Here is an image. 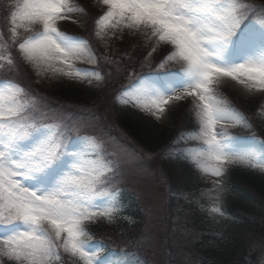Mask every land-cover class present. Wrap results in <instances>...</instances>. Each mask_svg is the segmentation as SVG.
I'll list each match as a JSON object with an SVG mask.
<instances>
[{"label": "rangeland", "instance_id": "rangeland-1", "mask_svg": "<svg viewBox=\"0 0 264 264\" xmlns=\"http://www.w3.org/2000/svg\"><path fill=\"white\" fill-rule=\"evenodd\" d=\"M186 1L31 0L18 22L10 19L17 39L42 30L37 39L21 46L25 60L19 69L29 96L75 111L68 116L51 108L49 114L77 123L99 140L76 137L73 149L66 154L71 162L49 183L46 179L57 168L53 164L63 152H55L59 143L51 140L56 126L42 128L22 145V133L13 119L21 108L17 102L20 89L8 83L0 86V264L11 258L20 264L56 263L60 261L59 246L83 264H117L111 255H105L86 227L97 221L99 225L114 224L121 215L119 194L102 186L111 169L143 207L144 223L139 231L144 244L140 251L155 264H197L183 250L191 233L184 209L189 206L187 201L179 204V223L166 219L167 199L177 196L167 188L166 170L160 168L165 163L163 156L151 157L135 150L108 110V87L116 82V87L124 85V75L141 72L156 62L163 71L180 68L185 62L188 69L164 79L160 74L144 77L120 94L118 103L122 111L146 126L171 135L180 107L193 111L197 129L186 130L174 143L183 142L194 163L203 186L195 198L209 217H225L220 208L225 196L232 193V169L248 168L264 177V147L260 140L242 133L243 116L236 110H240V99L264 95V47L255 44L264 41V34L250 28L244 38L236 39L240 20H222L224 7L230 11L226 4ZM157 19L165 22V32L158 41L155 30L145 25ZM93 25V35L87 37ZM74 33L79 38L72 37ZM242 49L245 53L237 56ZM97 53L107 57L99 76L95 71ZM161 53L165 55L159 58ZM121 55L124 58H118ZM105 78L107 88L100 89ZM59 84L81 85L88 90L98 87L96 102L80 104L82 109H95L93 115H78L72 101L53 97L52 91ZM261 102L264 114V98ZM241 126L243 129H236ZM166 235L170 236L167 246ZM188 243H193L192 236ZM255 261L248 258L246 263Z\"/></svg>", "mask_w": 264, "mask_h": 264}, {"label": "trees", "instance_id": "trees-1", "mask_svg": "<svg viewBox=\"0 0 264 264\" xmlns=\"http://www.w3.org/2000/svg\"><path fill=\"white\" fill-rule=\"evenodd\" d=\"M56 88L52 91L53 97L72 101L76 106L87 100H93L99 93L95 90L87 92L76 85L60 84ZM48 97L52 98L49 95ZM246 104L251 111L252 101ZM49 106L56 112L72 116L73 112L65 111L62 107L55 104ZM179 112L177 111L175 115L177 124ZM186 118V123L190 127L192 119ZM259 118L255 119V123L259 122L257 129L264 136V120ZM121 120L135 148L151 152L153 156L159 154L165 156L164 164L169 183L167 188L171 194L177 196L167 199L166 219L179 223L178 220L181 221L178 218L179 204L185 202L181 196L183 193L192 192L197 185L192 168L187 160L180 157L173 158V154L167 151L171 140V134L168 131L158 133L142 121L127 114L122 115ZM230 181L233 195L227 197L222 203L226 214L225 219L209 221L204 218L202 210L189 202H186L189 205L187 209L183 207L187 211L191 228L190 241L186 242L183 250L187 251L186 253L191 255L197 264H247L248 258L254 257L257 261L261 255L264 244V178L259 174L237 171L231 175ZM123 199L124 212L127 216L134 218L133 223L121 220L117 225L110 227L97 223L90 229L97 238L111 248L124 251V254L118 253L126 258L127 264H155L153 259L140 251L141 245L144 244L143 232L139 231L144 223L143 207L132 194L124 193ZM230 216L233 218L231 219ZM187 236H189L188 233ZM191 236L193 243H188L191 242ZM168 238H170L169 235L164 238L166 246ZM166 249L167 252H171L170 248ZM258 253L260 254L256 258ZM65 264L76 263L68 260Z\"/></svg>", "mask_w": 264, "mask_h": 264}]
</instances>
